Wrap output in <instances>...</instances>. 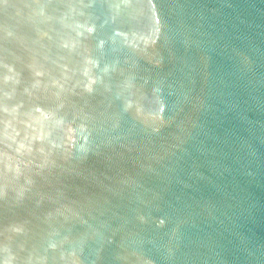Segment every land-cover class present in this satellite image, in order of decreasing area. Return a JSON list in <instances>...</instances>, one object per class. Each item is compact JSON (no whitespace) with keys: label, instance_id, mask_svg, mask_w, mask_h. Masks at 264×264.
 Listing matches in <instances>:
<instances>
[{"label":"water","instance_id":"95a60500","mask_svg":"<svg viewBox=\"0 0 264 264\" xmlns=\"http://www.w3.org/2000/svg\"><path fill=\"white\" fill-rule=\"evenodd\" d=\"M0 264H264V0H0Z\"/></svg>","mask_w":264,"mask_h":264}]
</instances>
